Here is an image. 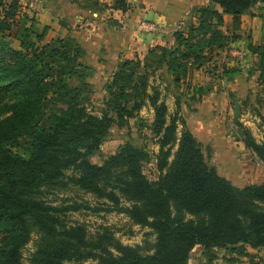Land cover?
I'll return each instance as SVG.
<instances>
[{
    "label": "trees",
    "instance_id": "1",
    "mask_svg": "<svg viewBox=\"0 0 264 264\" xmlns=\"http://www.w3.org/2000/svg\"><path fill=\"white\" fill-rule=\"evenodd\" d=\"M4 1L0 0V264H23L21 250L33 232L38 238L28 264H185L196 244L203 247L205 264H212L215 247L238 257L250 256L248 247L264 248V182L236 186L209 167L201 143L188 128L177 134L179 116L168 115L160 90L148 82V76L164 65L179 85L193 54L194 33L200 34L198 46L223 49L238 37L241 16L252 6L264 8L259 5L264 0H208L195 9L196 24L189 22L185 30L174 32L173 45H158L142 58L120 60L105 85L108 99L101 115L84 110L78 87L70 83L84 69L92 71L81 60L85 50L79 42L68 34L45 41L46 26L36 28L26 15L33 23L20 27L18 1ZM87 3L89 9L104 8L97 0ZM127 6L126 0H113L110 7ZM223 14L231 16L229 35V27H220ZM15 30L17 48L11 44ZM185 45L189 52H183ZM248 48L255 52L257 45ZM260 61L264 76V50ZM147 104L153 108L151 127L159 144L156 180L142 173L148 152L131 142L110 152L102 164L92 163L90 156L111 126L121 127L126 117ZM237 126L244 147L264 164V138L258 142L248 128ZM66 170H72L68 182L107 201L108 210L117 207L134 224L151 228L153 252L142 254L138 247L122 244L108 229L90 237L84 226L67 224L65 212L81 205H53L43 198V187L65 176ZM122 196L130 201L128 206L121 205Z\"/></svg>",
    "mask_w": 264,
    "mask_h": 264
},
{
    "label": "rangeland",
    "instance_id": "2",
    "mask_svg": "<svg viewBox=\"0 0 264 264\" xmlns=\"http://www.w3.org/2000/svg\"><path fill=\"white\" fill-rule=\"evenodd\" d=\"M17 1L19 5L18 15H22V24L20 27L33 23V21H27L26 15L30 19L33 18L32 20H34V24L37 22V14L41 11H44L47 15L48 13H51V16H55V10H44V8H46L44 4L47 3L45 0H32L35 4L34 9H30L27 5H25L28 0ZM84 1V4H87L90 0ZM4 2L7 3L9 0H5ZM51 2H53V0H51ZM77 2L79 1L77 0ZM263 5L264 3L260 6ZM62 11L64 13V10ZM250 13L252 16H258V20L261 21L262 25H260V33H258L256 40L253 41L251 35H245L247 39V43L245 45L247 56L243 59L241 64H237L234 57L228 53H224V48L216 50L198 46L197 44L200 42V34L194 33V38L191 42L195 45V47L192 48L193 54L192 56H188L189 60L187 62V69L185 70V74L179 85H177V87L181 88L183 92H185V83L193 69L200 71L199 75L194 77L196 81L194 85L195 87L193 88L195 97L196 95L201 96L204 91L209 90L207 87H204L207 85H199V82L201 81L206 83L214 82L216 80V82L220 84L223 81L222 77L228 76L229 79L239 84V88L236 89V92L229 101V109L227 111L228 114L225 116V111L223 110L218 112L224 115L226 121L223 122L226 125L228 124L227 128L230 129L228 133L230 136L226 138V141H224L225 145L221 142L222 140L218 141V143L222 144L215 142L217 150L213 153V148L210 147L209 143L204 146L203 142H205V139L201 135L196 137V139L201 143L208 166L212 167L219 175L224 176L227 179L229 178L230 182L236 186L264 182V164L251 152V150L247 148L243 149L244 143L242 141L240 130L237 126V123H240L244 127L248 128L254 139L258 142L262 141L264 138V120L262 119V117H264V76H262L260 69V54L264 50V8H259L257 5L252 6ZM67 18L68 17L66 15L57 13L53 19H50V25H47L46 27L50 28V26H52L51 24H53L52 29L54 30V27L66 26L68 24ZM87 18H89L87 15H83L78 20L84 24ZM225 24H227L226 27H229L227 33L229 35V33H231V17L230 19H225L223 17V25L221 24L220 27H224ZM256 26H258V24ZM76 28L78 29L77 25ZM12 34L13 38L11 39V44L13 47L17 48V35H19L18 30L13 31ZM244 34H246V32ZM238 37L235 40H237ZM74 39L77 42L76 37H74ZM44 40L47 41L49 39L45 37ZM233 41L230 42V44H227V46H233ZM248 44H253V46L257 45L255 52L248 48ZM182 50L183 52H189L186 45ZM221 56L222 59L219 63L221 66L217 68L218 65L215 63L219 60L218 57ZM81 60L82 62L84 61L83 57ZM190 64H192L191 67L189 66ZM116 66L114 69H110L107 73L103 72V67L96 69L92 66V71L84 69L82 75L75 77L70 81L72 85L78 87L80 104L85 111L91 114L101 115L108 99L105 85L111 79V75L115 71ZM162 67L167 69L164 65ZM162 67L155 70L148 76L149 85L158 88L160 90L161 97L163 84L170 80L173 82L171 73L169 72L168 75L166 71L163 73L161 70ZM148 91H150V87L148 88ZM233 100H236L239 103L240 112L237 115L233 114ZM172 112L169 113L170 116L173 115ZM219 115L220 114H218V116ZM126 118L127 122L121 127H117L115 124L111 126L100 144L99 149L90 156V161L92 163L102 164L103 160L110 152L114 151L124 142H131L144 148L148 152L149 157L142 163V173L147 179L156 180L158 175L156 169V154L158 153L159 144L157 136L151 127L153 108L148 104L143 105L138 110H134L132 116ZM181 121V125L178 123V135H180V132L183 129L187 128L185 122L183 123V120ZM228 143L231 144V147H229L231 150L230 153L228 150H222V147L228 146ZM175 150L176 146L172 149V152ZM172 157L173 156H171L169 160H171ZM240 162H242V164ZM71 172L72 170H66L65 176H62L60 179L43 187V198L53 205L74 203L81 205L78 209L68 210L65 212L63 216L67 224H80L84 226L88 236L90 237H97L100 232L108 229L112 232L114 238L122 244L138 247L142 254H150L153 252L155 234L151 228L148 226L134 224L129 217L117 207L108 210L110 205L107 201L99 199L91 193L72 185L67 179V176ZM129 202L130 201L127 198L123 196L121 197V205L128 206ZM37 238L38 234L33 232L29 241L23 246L21 250V261L23 264H28L29 257L35 249ZM202 251L203 247L201 245H194L189 251L185 264H205L206 258ZM214 253L216 257L212 264H248L249 262L248 257H238V255L224 247H215ZM253 262L255 263V261ZM91 263V260H70L65 262V264Z\"/></svg>",
    "mask_w": 264,
    "mask_h": 264
},
{
    "label": "crops",
    "instance_id": "3",
    "mask_svg": "<svg viewBox=\"0 0 264 264\" xmlns=\"http://www.w3.org/2000/svg\"><path fill=\"white\" fill-rule=\"evenodd\" d=\"M78 1L53 0L51 2V0H45L47 3L44 4L46 6L44 10L53 9L55 16L57 13H61L68 17L66 26H57L54 27V30L52 29L53 24L50 28L47 27L45 37L51 39L67 34L76 37L85 50L84 61L96 69L103 67L104 73L114 69L123 58H142L149 49L155 46L173 45L174 32L185 30L189 22L196 24L195 9L208 4V0H126L128 6L126 10H121L110 7L113 0H97L99 6L104 8L96 10L87 8L88 3L84 4V0ZM217 8L221 11L219 7ZM83 15L89 17L84 24L78 20ZM55 16H51V13L47 15L44 11L39 12L36 16L35 25L37 26L35 27L42 29L44 26L50 25V19ZM223 17L230 19L231 16L223 14ZM258 19V16L251 15L250 10L241 16V26L236 31L239 37L233 41V46L240 48L243 54L240 56L231 55L237 64H241L247 56L245 35H251L254 41L260 33L262 23ZM145 23L154 26L156 31L142 27V24ZM257 24L258 26H256ZM226 25L223 30L227 29ZM160 30L162 32H159ZM245 32L246 34H244ZM218 59L215 63L218 65L217 68L221 66L219 63L222 56ZM161 70L163 73L166 71L168 75L169 70L165 67H162ZM199 72V70L193 69L190 73L185 83V92L177 87L172 80L164 83L162 97L167 105L168 115L172 111V114L177 113L180 117V125L183 120L195 137L201 135L205 139L204 146L209 143L214 153L217 150L215 142L218 143L219 140H222L221 142L225 145L224 141L230 136L228 124L224 123L226 118L218 112L223 110L225 116L228 114L229 101L236 89L239 88V84L229 79L228 76H223V81L220 84L216 80L206 83L201 81L199 85H207L204 87L209 90L204 91L205 93L203 92L201 96L196 95L195 97L193 88L196 81L194 77L198 76ZM235 101H232L233 107ZM218 114L220 115L218 116ZM229 143L228 146L222 147V150H228L230 153L231 144ZM240 163L242 164V162ZM248 251L250 253L248 264H264V248L248 247Z\"/></svg>",
    "mask_w": 264,
    "mask_h": 264
},
{
    "label": "built area",
    "instance_id": "4",
    "mask_svg": "<svg viewBox=\"0 0 264 264\" xmlns=\"http://www.w3.org/2000/svg\"><path fill=\"white\" fill-rule=\"evenodd\" d=\"M25 5H27L30 9L35 8V4H34V2H32V0H28ZM142 27L156 31L155 27L149 23L142 24ZM159 32H162V30H160ZM223 50H224V53H228L229 55H232V56H234V55L240 56L243 54V52L240 48L232 46V45L226 46Z\"/></svg>",
    "mask_w": 264,
    "mask_h": 264
},
{
    "label": "water",
    "instance_id": "5",
    "mask_svg": "<svg viewBox=\"0 0 264 264\" xmlns=\"http://www.w3.org/2000/svg\"><path fill=\"white\" fill-rule=\"evenodd\" d=\"M263 3H260V5H262ZM240 112V108H239V103L237 101L234 102V107H233V114L237 115Z\"/></svg>",
    "mask_w": 264,
    "mask_h": 264
}]
</instances>
